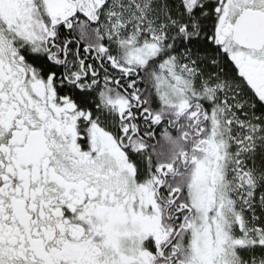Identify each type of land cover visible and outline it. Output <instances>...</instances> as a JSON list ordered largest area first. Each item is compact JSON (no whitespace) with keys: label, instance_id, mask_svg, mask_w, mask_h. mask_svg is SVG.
<instances>
[{"label":"snow or ice","instance_id":"obj_1","mask_svg":"<svg viewBox=\"0 0 264 264\" xmlns=\"http://www.w3.org/2000/svg\"><path fill=\"white\" fill-rule=\"evenodd\" d=\"M0 264H264V0H0Z\"/></svg>","mask_w":264,"mask_h":264}]
</instances>
